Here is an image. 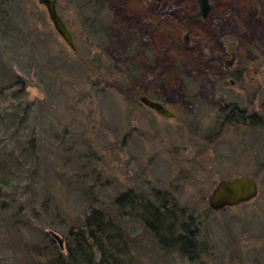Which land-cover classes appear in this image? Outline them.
<instances>
[{
    "label": "rangeland",
    "instance_id": "rangeland-1",
    "mask_svg": "<svg viewBox=\"0 0 264 264\" xmlns=\"http://www.w3.org/2000/svg\"><path fill=\"white\" fill-rule=\"evenodd\" d=\"M210 3L107 0V36L90 33L77 0H58L74 51L38 0H0V89L24 84L21 100L0 96V264H47L30 244L55 231L66 245L92 196L129 189L167 193L200 222L191 254L134 222L135 264H264V0ZM245 101L257 124L226 119L225 103ZM237 177L255 178L258 196L213 211L217 183Z\"/></svg>",
    "mask_w": 264,
    "mask_h": 264
},
{
    "label": "trees",
    "instance_id": "trees-1",
    "mask_svg": "<svg viewBox=\"0 0 264 264\" xmlns=\"http://www.w3.org/2000/svg\"><path fill=\"white\" fill-rule=\"evenodd\" d=\"M77 1L82 9H88L93 14L84 18V23L86 22L90 33L93 35L106 33L108 36L111 21L108 14L102 13L107 0ZM19 84L20 81L17 79V82L15 81L10 87L2 86L0 96H4V93H11L12 99L17 100L20 96L19 93L23 90L22 85H24L21 83V87L17 91L14 89V85ZM119 90L123 92V88ZM135 101L137 104L139 103V100ZM15 107L21 106L16 104ZM221 110L224 111V109ZM30 149L33 150L32 146ZM32 150L29 151L33 152ZM0 186H4V184L1 183ZM90 189L92 191V188ZM166 194L162 191H154L150 198L148 195L143 196V194L134 193L129 189L122 191L116 198L108 202H103L101 198L92 196V206L83 221V226L69 230L66 235L64 253L60 251V246L48 232L45 233L46 241L44 243L30 244L27 250L30 253L37 251L39 255H51V261L47 264H135L136 257L131 253L132 245L136 246L138 243V240L134 238L136 231L134 222L140 221L161 246L167 247L169 243H173L181 251L191 254L198 234L196 224L200 222L195 224L193 220L195 215L188 214L185 208L177 205L176 201L168 200ZM0 195L2 196L1 191ZM1 196L0 204L2 206L5 200H2ZM213 211L216 212V210ZM170 246L172 245L170 244ZM32 260L34 259L32 258Z\"/></svg>",
    "mask_w": 264,
    "mask_h": 264
},
{
    "label": "water",
    "instance_id": "water-1",
    "mask_svg": "<svg viewBox=\"0 0 264 264\" xmlns=\"http://www.w3.org/2000/svg\"><path fill=\"white\" fill-rule=\"evenodd\" d=\"M38 2L46 7L50 20L59 35L72 50L76 51L77 47L74 41V36L58 12V0H38ZM198 3L201 11L204 13L209 12L212 8L210 0H198ZM139 99L141 103L155 110L164 117L173 118L176 116V112L174 110L160 101L151 99L147 95H142ZM258 194V182L252 177L222 179L217 183L216 187L209 195L208 204L211 209L219 211L226 207L236 206L238 204L251 201L256 198ZM51 234L59 243L61 248H64V238L55 231H51Z\"/></svg>",
    "mask_w": 264,
    "mask_h": 264
},
{
    "label": "flooded vegetation",
    "instance_id": "flooded-vegetation-1",
    "mask_svg": "<svg viewBox=\"0 0 264 264\" xmlns=\"http://www.w3.org/2000/svg\"><path fill=\"white\" fill-rule=\"evenodd\" d=\"M57 9H58V7H57ZM59 14H60V12H59ZM232 46L230 47V50L233 53V47ZM236 62L237 61L235 60L234 63H236ZM235 69H236L235 71H232L229 74L231 76L232 83L234 81L240 80L241 76H242L241 75L242 69L237 68V67ZM156 101H160V100H156ZM254 104H256V101H254ZM242 105L243 106H240L239 104H237V103L234 104L233 102L231 104L225 103L224 108L226 109V113H225L226 119H227V117L232 115V116H235L236 118H238L240 120H246L250 124H253V123L257 124L258 123V110H257V108L256 107H253V108L250 107L246 101L243 102Z\"/></svg>",
    "mask_w": 264,
    "mask_h": 264
},
{
    "label": "bare ground",
    "instance_id": "bare-ground-1",
    "mask_svg": "<svg viewBox=\"0 0 264 264\" xmlns=\"http://www.w3.org/2000/svg\"><path fill=\"white\" fill-rule=\"evenodd\" d=\"M77 181V180H76ZM74 184V183H73ZM46 192H49V191H46ZM44 195V194H43ZM41 196V195H40Z\"/></svg>",
    "mask_w": 264,
    "mask_h": 264
}]
</instances>
